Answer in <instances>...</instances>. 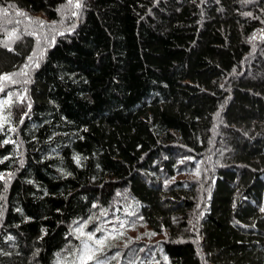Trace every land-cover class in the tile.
<instances>
[{
	"label": "trees",
	"instance_id": "16d2710c",
	"mask_svg": "<svg viewBox=\"0 0 264 264\" xmlns=\"http://www.w3.org/2000/svg\"><path fill=\"white\" fill-rule=\"evenodd\" d=\"M262 209L264 0H0V264H264Z\"/></svg>",
	"mask_w": 264,
	"mask_h": 264
},
{
	"label": "snow or ice",
	"instance_id": "6c2138e0",
	"mask_svg": "<svg viewBox=\"0 0 264 264\" xmlns=\"http://www.w3.org/2000/svg\"><path fill=\"white\" fill-rule=\"evenodd\" d=\"M70 2H71V0H70ZM75 7H80L79 3H77V4L75 5ZM3 79H4V80H9L10 77H8V76H4ZM262 211H264V209H262ZM89 238H91V237H89ZM97 243H98V244H102L103 242H102V241H97ZM90 258H91V257H90Z\"/></svg>",
	"mask_w": 264,
	"mask_h": 264
}]
</instances>
